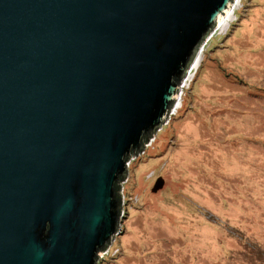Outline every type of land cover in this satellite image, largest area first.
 <instances>
[{"label":"water","instance_id":"water-1","mask_svg":"<svg viewBox=\"0 0 264 264\" xmlns=\"http://www.w3.org/2000/svg\"><path fill=\"white\" fill-rule=\"evenodd\" d=\"M235 2L0 0V264L99 263L128 159Z\"/></svg>","mask_w":264,"mask_h":264},{"label":"rangeland","instance_id":"rangeland-1","mask_svg":"<svg viewBox=\"0 0 264 264\" xmlns=\"http://www.w3.org/2000/svg\"><path fill=\"white\" fill-rule=\"evenodd\" d=\"M234 12L128 159L119 234L98 264H264V0Z\"/></svg>","mask_w":264,"mask_h":264},{"label":"bare ground","instance_id":"bare-ground-1","mask_svg":"<svg viewBox=\"0 0 264 264\" xmlns=\"http://www.w3.org/2000/svg\"><path fill=\"white\" fill-rule=\"evenodd\" d=\"M235 1L236 2L234 3V5L231 8V10L228 12V14L225 16V18H223L219 22V24L216 27L215 31H219L220 33L225 32V30L227 29V27L229 26V24L234 20V16H235L234 10H236V8L238 7V5L241 3V0H235ZM201 49H202V45L200 47V51H198V53L194 56V58L192 59V62L190 64V66L186 70V73H189V75L187 76V74H186L187 78L186 77L184 78V80H183L184 82H187L190 79H192L193 73L195 72V70H197L200 62L202 61V59H203V57H202L203 56V51ZM176 106H177V104L174 105V107H173L174 110H175Z\"/></svg>","mask_w":264,"mask_h":264},{"label":"built area","instance_id":"built-area-1","mask_svg":"<svg viewBox=\"0 0 264 264\" xmlns=\"http://www.w3.org/2000/svg\"><path fill=\"white\" fill-rule=\"evenodd\" d=\"M152 135H153V134H152ZM152 135H151V137H152ZM151 137L149 138V140L154 138V137H153V138H151ZM149 140H148V141H149ZM148 141H147V142H148ZM147 142H146V143H147ZM146 143H145V145H143L142 149H141L140 151H138V153H137L136 156H138L139 153H142L143 148H144L145 146H147ZM120 202H121V213H123V208H122V206H123V202H122V200H120ZM102 253H103V252H102Z\"/></svg>","mask_w":264,"mask_h":264},{"label":"trees","instance_id":"trees-1","mask_svg":"<svg viewBox=\"0 0 264 264\" xmlns=\"http://www.w3.org/2000/svg\"><path fill=\"white\" fill-rule=\"evenodd\" d=\"M120 185V184H119ZM106 248V247H105ZM105 248H103L105 250Z\"/></svg>","mask_w":264,"mask_h":264}]
</instances>
